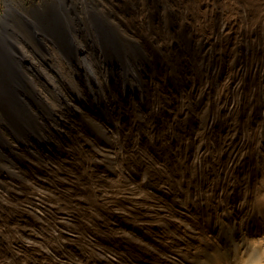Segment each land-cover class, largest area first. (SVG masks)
<instances>
[{"label": "bare ground", "instance_id": "bare-ground-1", "mask_svg": "<svg viewBox=\"0 0 264 264\" xmlns=\"http://www.w3.org/2000/svg\"><path fill=\"white\" fill-rule=\"evenodd\" d=\"M149 1L6 0L0 264H264V0Z\"/></svg>", "mask_w": 264, "mask_h": 264}, {"label": "rangeland", "instance_id": "rangeland-1", "mask_svg": "<svg viewBox=\"0 0 264 264\" xmlns=\"http://www.w3.org/2000/svg\"><path fill=\"white\" fill-rule=\"evenodd\" d=\"M15 1L16 2L14 3V7H12V9L10 11L11 17L17 24H19V25L23 24V26L27 25L26 21H24L22 13H21V12H25V8H26L25 6H27V5L31 6L35 2L36 3H40V2L44 3L45 2V0H15ZM115 1H116V4L112 3V0H97L98 6H96L95 8H91L90 14L92 13V10H93V12L95 10H98L99 12H101V11L105 12L106 14H108L112 18L114 26L115 25L117 26L119 32H121L123 39H125L127 41H132L134 39L131 38V36L127 33V31L123 27V25L121 23H119L118 19H117L119 17L118 15H120L119 12H122V9H124V8H122V6L124 5L123 4L124 0H115ZM149 2L154 6L153 7L154 20H155V18L158 19L159 15L161 13L162 14L164 13L165 14V22H166L165 29L170 30V31L171 30L177 31L179 29V25H177V22L179 21V18L177 17V15H178L179 11L176 9L170 8V3H171L170 0H150ZM111 5H113V6H111ZM7 7H8V5H7L6 0H0V13H5ZM110 10H116V11H110ZM28 12H30V11H28ZM107 12H110V13H107ZM30 15L33 16V13L30 12ZM34 19H35V16H34ZM169 34L174 35L173 44H176L178 41L177 34H174V32H170ZM133 56L135 59H139L142 62L146 61L144 58H142L139 55L138 52L133 53ZM1 108L2 107L0 104V110H1ZM0 124L3 126L4 130L9 135V137H11V139L14 142H18L17 138L14 135V131L12 130V128L8 124V122H6L5 120H3L0 117ZM8 209H10V208H8ZM27 231L30 234L34 233V231H32L31 229H28Z\"/></svg>", "mask_w": 264, "mask_h": 264}]
</instances>
